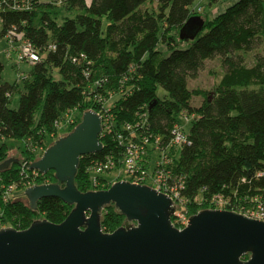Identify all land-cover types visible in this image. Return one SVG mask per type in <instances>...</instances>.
<instances>
[{"label": "trees", "instance_id": "1", "mask_svg": "<svg viewBox=\"0 0 264 264\" xmlns=\"http://www.w3.org/2000/svg\"><path fill=\"white\" fill-rule=\"evenodd\" d=\"M30 1L31 10L0 11L5 41L12 33L14 42H29L40 56L22 82L16 109L9 103L20 86L2 82L0 63V139L30 141L18 162L0 172V229L24 230L39 219L58 224L69 214L73 206L58 198H44L32 210L22 192L4 195L10 185L24 191L28 180L57 183L53 171L34 179L29 166L39 158L35 150L53 144L67 115L77 113L69 133L88 110L101 116L103 149L80 157L75 176L80 192L94 191L88 171L94 162L112 157L120 165L118 136L133 131V137L149 139L147 157L159 139L171 158L172 177L185 182L181 194L189 201V216L211 209L217 195L237 211L254 199L264 202V0H237L212 19L192 9L197 0ZM61 4L62 22L56 10ZM193 16L203 19L201 30L194 39H180ZM159 44L169 55H162ZM216 57L224 72L212 92L189 89V79ZM195 96L203 98L198 107L191 104ZM183 117L190 144L178 148L170 143L171 132ZM8 152L2 144L0 163ZM112 172L98 178V190L110 187ZM124 221L112 204L101 213L103 232Z\"/></svg>", "mask_w": 264, "mask_h": 264}, {"label": "water", "instance_id": "2", "mask_svg": "<svg viewBox=\"0 0 264 264\" xmlns=\"http://www.w3.org/2000/svg\"><path fill=\"white\" fill-rule=\"evenodd\" d=\"M203 26L193 16L180 39H194ZM102 120L88 110L81 121L47 147L30 170L54 172L57 183L27 187L32 210L44 198L73 206L58 224L35 220L24 230L0 229V264H264V221L235 211L203 209L181 230L172 223L171 198L142 184L115 181L109 188L80 192L75 176L81 156L101 152ZM18 159L0 163V172ZM124 216L122 226L103 232L109 205Z\"/></svg>", "mask_w": 264, "mask_h": 264}, {"label": "built area", "instance_id": "3", "mask_svg": "<svg viewBox=\"0 0 264 264\" xmlns=\"http://www.w3.org/2000/svg\"><path fill=\"white\" fill-rule=\"evenodd\" d=\"M58 3H61L63 0H55ZM3 10H12V11H22V10H31V1L30 0H0V11ZM7 44L8 48L11 51L16 52L17 63H16V82L26 79V74L20 71V65L23 63L34 64L40 61V56L33 49L32 45L27 41H18L14 42L12 33L7 34ZM16 47V48H15ZM54 49V46H50ZM83 57V55H82ZM99 83H97L98 85ZM101 117V116H100ZM108 119V117H107ZM185 121H188L186 117H183ZM109 121V119L107 120ZM138 126V125H136ZM135 126V127H136ZM141 127V126H140ZM128 130H131V126L126 127ZM107 130L110 132L111 129L109 125ZM103 131V130H102ZM172 145L180 148L184 145H189L190 141L187 137L185 130L177 124L174 126L172 132ZM133 131L130 132V136H124L120 134L118 136L119 144L123 148L122 159H120V165L117 166V162L113 160L112 157H106L102 161L94 162L88 169L92 188L94 191H98V188L101 185L100 176H103L106 173L112 171H118L119 174L116 178H122L123 175L127 178L125 181H129L136 184L147 185L158 192L171 198L175 205V212L172 215V223L179 230L183 229L188 224L189 219V210L188 203L189 201L182 196V191L185 189V182L179 180V178H174L171 175V158H169L166 150L160 149L159 139H156L155 144L153 145L155 150L162 151V156L159 157L158 161L155 164L150 165L148 161V148L149 139L146 136L142 137H133ZM38 171H34V179L38 175ZM33 182L28 180L26 186H33ZM36 185V184H35ZM16 190L15 185H10L5 191L4 198L7 199L10 196L14 195L13 191ZM209 206L211 209H220V210H229L235 211L241 214H245L249 217L263 220L264 221V202L257 199L253 200V203L249 202V205L246 207H241L240 211L234 210V207L228 206V201L222 196H214L211 198Z\"/></svg>", "mask_w": 264, "mask_h": 264}, {"label": "rangeland", "instance_id": "4", "mask_svg": "<svg viewBox=\"0 0 264 264\" xmlns=\"http://www.w3.org/2000/svg\"><path fill=\"white\" fill-rule=\"evenodd\" d=\"M40 1H42V2H49V1L54 2L55 0H40ZM86 2L89 3L90 0H86ZM61 6H62V4L58 5L56 7V10L59 12V14L57 16V19L60 22H62L61 19L64 18V16H66V13H65L64 9ZM0 31H1V24H0ZM158 48H159V50L161 51V53H162V55L164 57L169 55V51H168L166 45L159 44ZM14 50L11 51V49L8 48V44L5 41V38L0 35V63H2V65L4 67L3 71H2V74H1L2 82L8 83V84L16 83V84H19V86H20L19 90L15 91L12 94V98H11V101L9 103V107L11 109H16L18 107L19 99H20V96H21V94L23 92V89L21 88L23 80L19 81V82H16L17 57H16V52ZM263 51H264V45H263ZM263 51L259 50L257 52H263ZM253 53L251 52L248 55V57H247L248 60H250L252 58ZM30 67H31L30 64L23 63V64L20 65V71L27 75L28 71L30 70ZM223 72L224 71H223V69L221 67L220 57H216V58H214L212 60H207L205 62V65H204L203 69L198 73L197 77L194 78V79H189L188 87L191 90L198 89V90H202V91H205V92H212V90L214 89L215 85L219 82ZM54 77H55V79L59 78L58 75L56 74V72L54 73ZM157 93H158L159 96H163L165 94V92L161 88H158ZM202 101H203L202 97L195 96V97H193L191 104L194 107H198V106L201 105ZM106 105L107 106L111 105V101L106 102ZM39 115H40V109L35 114V119H38ZM76 115H77V113H73V115L70 114V115H67L65 117V119L62 121V123H61V125L59 127L58 136L55 138V140H57L58 137H63L66 134H68L67 130H68L69 122L71 124L73 122V120L77 118ZM180 126L183 128V130H187L188 129L187 123H186V121L184 119H182L180 121ZM2 144H6L9 147L8 158H14V159L16 158V159H18V158H21V152L23 150H25L26 147H28L30 145V141H29V139H25V140L0 139V146ZM45 147L36 149L35 150L36 156L40 157V155H42V152H44L43 150L45 149ZM151 153H152V156L154 155L153 159L155 158V161H154L153 164H155V162L158 161L159 157L162 156V151L154 149L153 151H151ZM117 173H119V172L118 171H113L112 173H110L108 175L109 180L112 181L111 184L114 183L115 181L125 180L127 178L126 176L123 175V179L120 178L119 180H116V177L119 175ZM21 192L23 193L24 191L15 190V191H13V194L16 195V194H19ZM23 199L26 201V199L24 197H23ZM200 210H203V209H200Z\"/></svg>", "mask_w": 264, "mask_h": 264}, {"label": "crops", "instance_id": "5", "mask_svg": "<svg viewBox=\"0 0 264 264\" xmlns=\"http://www.w3.org/2000/svg\"><path fill=\"white\" fill-rule=\"evenodd\" d=\"M237 0H197L194 2L192 9L199 11L208 19H212L218 14L224 12L229 6L233 5ZM148 161L152 165L155 161L154 155L149 152ZM153 161V162H152Z\"/></svg>", "mask_w": 264, "mask_h": 264}]
</instances>
